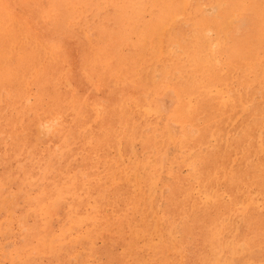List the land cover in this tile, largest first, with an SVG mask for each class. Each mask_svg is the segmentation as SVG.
I'll return each instance as SVG.
<instances>
[{"label": "rangeland", "instance_id": "374dc122", "mask_svg": "<svg viewBox=\"0 0 264 264\" xmlns=\"http://www.w3.org/2000/svg\"><path fill=\"white\" fill-rule=\"evenodd\" d=\"M0 8V264H264V0Z\"/></svg>", "mask_w": 264, "mask_h": 264}, {"label": "bare ground", "instance_id": "6f19581e", "mask_svg": "<svg viewBox=\"0 0 264 264\" xmlns=\"http://www.w3.org/2000/svg\"><path fill=\"white\" fill-rule=\"evenodd\" d=\"M4 5V4H3ZM8 8V7H7ZM1 9V8H0ZM80 12V11H79ZM75 14V13H74ZM7 15V14H6ZM62 18V17H61ZM8 19V18H7ZM1 20V19H0ZM9 20V19H8ZM6 22H8V21H6ZM14 22V21H13ZM3 26V25H2ZM6 26V25H5ZM3 32V31H2ZM28 41V40H27ZM26 43V42H25ZM10 45V44H9ZM26 45V44H25ZM40 47V46H39ZM31 48V47H30ZM44 49V48H43ZM136 49V48H135ZM250 49V48H249ZM47 51V50H46ZM158 52V51H157ZM250 52V51H249ZM134 58V57H133ZM131 60H133V59H131ZM145 62V61H144ZM139 69V68H138ZM34 71V70H33ZM62 72V71H61ZM85 74V73H84ZM82 77H83V75H82ZM54 78V77H53ZM60 80V79H59ZM89 80V79H88ZM62 81H64L63 79H62ZM56 87V86H55ZM67 89V88H66ZM74 99V98H73ZM71 100V99H70ZM63 101V100H62ZM69 103V102H68ZM84 105V104H83ZM70 109V108H69ZM94 109V108H93ZM99 109V108H98ZM119 109V108H118ZM142 109V108H141ZM144 110H146V109H144ZM150 110V109H149ZM96 111V110H95ZM75 112V111H74ZM119 112V111H118ZM154 112V111H153ZM82 117V116H81ZM97 117V116H96ZM119 117V116H118ZM14 125V124H13ZM74 125V124H73ZM82 128V127H81ZM89 128V127H88ZM40 131V130H39ZM216 132V131H215ZM39 134V133H38ZM259 138V137H258ZM77 139V138H76ZM116 139V138H115ZM257 139V138H256ZM75 140V139H74ZM61 141V140H60ZM113 141V140H112ZM118 141V140H117ZM131 143V142H130ZM101 145V144H100ZM104 145H105V143H104ZM116 147H117V145H116ZM131 147V146H130ZM68 149V148H67ZM21 150V149H20ZM63 150V149H62ZM118 150V149H117ZM118 152V151H117ZM92 157V156H91ZM160 158H161V156H160ZM161 162H162V160H161ZM134 163V162H133ZM129 169V168H128ZM127 173V172H126ZM32 182V181H31ZM130 182V181H129ZM81 186H82V184H81ZM71 187V186H70ZM68 188V187H67ZM71 190V189H70ZM59 198V197H58ZM55 199H57V198H55ZM58 206V205H57ZM50 212H51V210H50ZM53 214V213H52ZM50 219V218H49ZM1 221V220H0ZM49 221V220H48ZM95 225V224H94ZM48 227V226H47ZM48 232V231H47ZM68 233V232H67ZM48 236V235H47Z\"/></svg>", "mask_w": 264, "mask_h": 264}]
</instances>
